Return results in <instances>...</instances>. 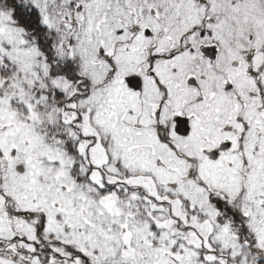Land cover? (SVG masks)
Listing matches in <instances>:
<instances>
[{"label": "snow or ice", "instance_id": "1", "mask_svg": "<svg viewBox=\"0 0 264 264\" xmlns=\"http://www.w3.org/2000/svg\"><path fill=\"white\" fill-rule=\"evenodd\" d=\"M0 264H264V0H0Z\"/></svg>", "mask_w": 264, "mask_h": 264}]
</instances>
